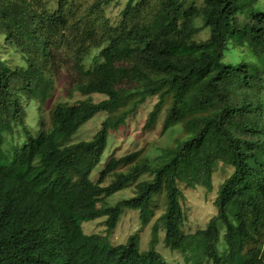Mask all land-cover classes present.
Masks as SVG:
<instances>
[{"label":"trees","instance_id":"16d2710c","mask_svg":"<svg viewBox=\"0 0 264 264\" xmlns=\"http://www.w3.org/2000/svg\"><path fill=\"white\" fill-rule=\"evenodd\" d=\"M118 1L96 0L78 16L63 0L55 12L40 10L37 0H0L4 49L26 65L0 57V264H169L156 250L163 230L189 263L264 264V0H205L202 6L128 0L113 25L107 11ZM203 30L208 39L194 40ZM55 42L72 54L75 89L88 98L58 104L48 126L40 116L34 136L28 112L33 105L41 111L51 97L47 65L54 63ZM231 43L247 46L256 63H225ZM100 47L97 65L85 68L90 51ZM98 94L105 99L96 102L91 96ZM155 95L160 101L147 127L170 96L163 128L183 123L189 137L167 149L158 166L141 159V151L112 159L94 182L110 133ZM101 112L108 117L96 136L71 143ZM7 135L18 137L10 153ZM218 164L234 169L218 189V213L187 235L179 183L212 191ZM143 176L148 179L139 181ZM133 185V197L107 206L106 199ZM160 197L166 206L149 250H141L138 235L110 242L127 209L149 225ZM102 218L106 234L85 233L84 222Z\"/></svg>","mask_w":264,"mask_h":264},{"label":"rangeland","instance_id":"374dc122","mask_svg":"<svg viewBox=\"0 0 264 264\" xmlns=\"http://www.w3.org/2000/svg\"><path fill=\"white\" fill-rule=\"evenodd\" d=\"M60 1L61 0H37V2H39L37 6L40 10L47 9V11L55 12L59 8ZM63 1L65 3V9L72 6V10L76 11L78 16H81L85 13L87 7L93 4L96 0ZM204 1L205 0H189L187 6H202ZM128 2V0H119L108 9L107 19L111 21L113 25L120 22ZM241 19H246V17L241 16ZM197 25L202 26L203 24L202 22H198ZM208 37V32L203 30L200 34L194 37V40L202 41L208 39ZM101 49L102 47L90 51L84 62L85 68L90 69L97 65L94 58L99 56ZM53 51L55 54L54 63H49L47 65L49 73L53 79L51 97L41 111H38V105H33L28 112L26 122L27 129L34 136H36L39 131L40 116L45 120L48 126L50 123V111L58 104L75 105L77 102L88 98L81 95L75 89L77 75L74 69L72 54H69L65 50V47L59 44V42L54 43ZM6 53L7 51L4 49V39L0 36V57L7 62L9 61L11 65H14L17 68H26L24 59L20 54L15 52H11L10 54ZM224 62L227 64H238L243 62L256 63V59L251 57L247 46L231 43L229 49L225 53ZM100 63H103V60H101ZM42 82V80L37 82L40 84L39 87ZM33 86H36L35 78H33ZM91 97L96 102L105 99L104 96L99 94L92 95ZM159 101L160 95L147 97L146 101L138 107L137 112L134 115H131L122 127L110 133L107 149L102 158V162L94 170L91 176V179L94 182L98 181L100 174L112 159H120L128 154L141 151V159L149 160L153 166H158L163 162L160 157L167 149L175 147L177 140H183L189 137L183 123L175 125L168 130H164L163 128L167 112L172 105V97L170 96L165 98V103L156 123L147 127L150 114ZM107 117L108 114L105 112L97 114L73 136L71 143L92 140L100 131L102 124ZM17 142V136L7 135L5 137L4 151L10 153L12 147L16 145ZM126 170L127 169H124L123 171ZM233 171L234 169L230 166L218 164L213 176L212 191L203 187L191 189L186 184L179 183V188L184 196L181 201L185 215L183 230L187 235H193L197 231L205 229L210 220L217 215L218 211L215 207V201L218 197V189L220 185L232 175ZM146 179H148V176H143L139 181ZM112 181L113 177L109 178L104 186L109 185ZM134 193L135 185L106 199L107 206L114 207L119 202L133 197ZM165 206L166 203L164 197L158 198L154 207L156 210L155 216L147 226L142 225L138 211L127 209L121 217L117 229L112 233L110 242L114 245L125 244L130 236L138 235L141 250H149L154 224L164 213ZM104 220L105 218L97 221L84 222L83 228L85 233L106 234ZM222 233L224 235V230ZM156 250L165 257L169 264H193L192 262H187L186 256L181 252L173 251L170 248L166 240L165 230L160 232ZM225 251L226 248L222 239L220 252L224 253Z\"/></svg>","mask_w":264,"mask_h":264}]
</instances>
